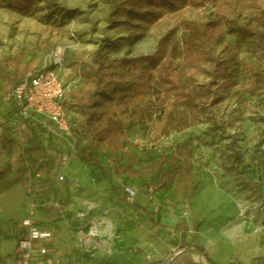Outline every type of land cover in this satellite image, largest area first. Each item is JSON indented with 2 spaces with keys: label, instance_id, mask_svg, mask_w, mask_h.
I'll return each mask as SVG.
<instances>
[{
  "label": "rangeland",
  "instance_id": "obj_1",
  "mask_svg": "<svg viewBox=\"0 0 264 264\" xmlns=\"http://www.w3.org/2000/svg\"><path fill=\"white\" fill-rule=\"evenodd\" d=\"M6 1L0 2V96L5 87L16 83L20 72L38 67L57 44L65 48V63L72 67L65 77L71 91L81 87L75 65L91 61L95 51L109 59L150 53L170 31L174 32L173 43L180 41L182 20L206 22L217 14L241 28L239 35L225 27L221 43L211 47L212 54L227 64L231 76L223 99L209 117L200 125L157 141L152 122L147 123L146 131L133 126L126 132L127 149L137 157L138 168L150 156L169 154L176 144L187 140L195 189L189 200L182 202L181 238L186 233L202 244L216 264H264V0H196L199 5L184 3L180 8L158 3L154 6L161 17L156 22L145 26L135 20L134 26L126 27L114 26V0H39L28 15L12 11ZM150 5L145 2L143 8ZM192 74L197 83L213 80L211 64L194 69ZM128 112L126 108L122 115L124 124ZM69 114L77 133L74 144L82 147L88 141L81 139L77 130L81 115L74 107ZM37 126L34 141H21L22 147L31 145L32 149L13 159L0 153V176L5 180L30 182L34 177L40 179L39 173L45 170L52 178H70L69 162L61 159L68 148ZM74 151V160H84L77 149ZM89 162L96 161L91 158ZM9 172L14 176L7 177ZM130 183L136 185L133 180ZM173 194L182 197L174 187ZM181 253V247L173 249L165 260Z\"/></svg>",
  "mask_w": 264,
  "mask_h": 264
},
{
  "label": "trees",
  "instance_id": "obj_2",
  "mask_svg": "<svg viewBox=\"0 0 264 264\" xmlns=\"http://www.w3.org/2000/svg\"><path fill=\"white\" fill-rule=\"evenodd\" d=\"M38 1L7 0L6 5L20 15H28ZM145 2L151 3L150 8H143ZM158 3L174 8L184 3L199 5L196 0H114V26H134L135 20L145 26L156 22L161 17L154 6ZM180 26L179 42L173 43L174 32L170 31L159 38L150 53L109 59L95 51L91 61L77 63L74 69L81 87L67 93L66 105L68 110L74 107L82 117L81 134L88 142L75 146L82 158L97 161L106 150L112 174L121 183L146 177L153 191L172 184L188 201L195 189L189 142H179L169 154L150 156L146 164L137 168V157L127 149L126 132L136 125L146 131L147 123L152 122L157 141L203 123L223 99L231 76L227 64L212 54L211 47L221 43L225 27L239 35L241 28L228 24L221 14L206 22L182 20ZM205 64H211L213 80L197 83L192 71ZM26 70L20 72L16 82ZM126 108L128 122L124 124L122 115ZM124 193L127 197L130 194L127 190ZM194 247L207 256L202 246ZM209 262L214 264L210 259Z\"/></svg>",
  "mask_w": 264,
  "mask_h": 264
},
{
  "label": "crops",
  "instance_id": "obj_3",
  "mask_svg": "<svg viewBox=\"0 0 264 264\" xmlns=\"http://www.w3.org/2000/svg\"><path fill=\"white\" fill-rule=\"evenodd\" d=\"M81 125L82 117L77 129ZM34 126L19 117L13 103L0 101V153L8 159L24 153L31 145L22 147L21 141L35 140ZM76 153L68 161L67 180L49 177L47 170L30 182L0 176V264L15 259L17 242L25 233L20 221L31 208L33 223L54 235L35 241L30 264H210L209 259L216 264L202 244L186 233L181 238L184 200L174 196L172 184L157 191L147 188L146 177L136 179V185L123 184L112 174L106 150L95 163L74 160ZM126 190L134 192L131 199ZM89 203L95 207L88 210ZM91 222L97 235L78 233L77 228L85 232ZM194 245L202 246L207 256ZM178 247L181 255L165 260Z\"/></svg>",
  "mask_w": 264,
  "mask_h": 264
},
{
  "label": "built area",
  "instance_id": "obj_4",
  "mask_svg": "<svg viewBox=\"0 0 264 264\" xmlns=\"http://www.w3.org/2000/svg\"><path fill=\"white\" fill-rule=\"evenodd\" d=\"M71 72L72 67L65 63V48L57 44L47 53L38 67L26 70L21 79L5 87L0 96L2 104L15 105L20 118L42 127L51 137L68 148L62 153L61 159L64 163L75 154L73 139H76L77 134L70 123V114L66 105L69 88L66 86L65 77ZM81 129H77L80 134ZM63 178V175L57 176L59 181ZM129 193L128 199H131L134 192L129 191ZM54 207L59 208V204L54 203ZM94 207L92 203L87 205L88 210ZM32 214L31 208L28 215L20 221L25 233L17 242L15 259L9 264H30L35 241L49 240L54 235L52 230L40 229L36 226ZM85 232L83 228L78 230V233L84 236L97 235L96 225L91 222ZM39 250L41 254L47 251L46 248Z\"/></svg>",
  "mask_w": 264,
  "mask_h": 264
}]
</instances>
